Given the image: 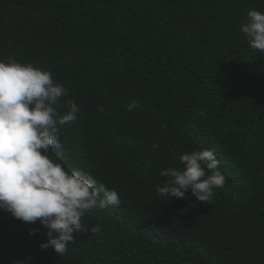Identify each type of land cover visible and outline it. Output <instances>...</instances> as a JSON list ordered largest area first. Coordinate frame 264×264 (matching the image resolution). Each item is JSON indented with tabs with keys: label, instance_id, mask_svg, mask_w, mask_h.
Segmentation results:
<instances>
[{
	"label": "trees",
	"instance_id": "obj_1",
	"mask_svg": "<svg viewBox=\"0 0 264 264\" xmlns=\"http://www.w3.org/2000/svg\"><path fill=\"white\" fill-rule=\"evenodd\" d=\"M252 9L264 0H0V60L50 72L67 89L58 111L80 109L49 155L121 199L85 212L62 256L41 249L39 220L0 210V264H264V54L241 31ZM204 148L226 178L212 202L161 197L160 172Z\"/></svg>",
	"mask_w": 264,
	"mask_h": 264
},
{
	"label": "clouds",
	"instance_id": "obj_2",
	"mask_svg": "<svg viewBox=\"0 0 264 264\" xmlns=\"http://www.w3.org/2000/svg\"><path fill=\"white\" fill-rule=\"evenodd\" d=\"M241 31L249 47L264 54V12L249 10ZM65 96L67 89L55 83L50 72L14 59L0 60V210L26 223L39 220L48 230L41 249L52 247L60 256L75 240L73 233L85 230V212L121 204L117 191L83 169L67 171L49 155L52 149L63 151L58 126L75 123L80 111L69 100V110L61 114L59 102ZM135 107V102L127 105L129 111ZM179 162L182 167L160 172L167 179L155 191L161 197L185 199L191 190L197 201L210 204L214 190L226 182L215 151L185 152Z\"/></svg>",
	"mask_w": 264,
	"mask_h": 264
}]
</instances>
